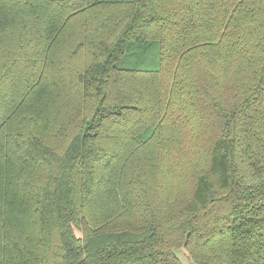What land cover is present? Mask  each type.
Masks as SVG:
<instances>
[{
	"label": "trees",
	"instance_id": "obj_1",
	"mask_svg": "<svg viewBox=\"0 0 264 264\" xmlns=\"http://www.w3.org/2000/svg\"><path fill=\"white\" fill-rule=\"evenodd\" d=\"M264 264V0H0V264Z\"/></svg>",
	"mask_w": 264,
	"mask_h": 264
},
{
	"label": "rangeland",
	"instance_id": "obj_2",
	"mask_svg": "<svg viewBox=\"0 0 264 264\" xmlns=\"http://www.w3.org/2000/svg\"><path fill=\"white\" fill-rule=\"evenodd\" d=\"M179 257H180L181 262H182L183 264H191V262H190V260L188 259L187 255L184 254L183 252H181V253L179 254Z\"/></svg>",
	"mask_w": 264,
	"mask_h": 264
}]
</instances>
